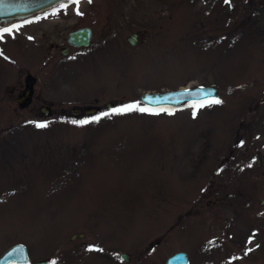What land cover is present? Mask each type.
I'll list each match as a JSON object with an SVG mask.
<instances>
[{"label":"rangeland","instance_id":"1","mask_svg":"<svg viewBox=\"0 0 264 264\" xmlns=\"http://www.w3.org/2000/svg\"><path fill=\"white\" fill-rule=\"evenodd\" d=\"M83 27L90 45L69 46ZM6 28L0 254L23 243L28 264H165L178 251L189 264H264V0H81ZM199 85L222 103L195 117L197 102L71 123Z\"/></svg>","mask_w":264,"mask_h":264},{"label":"water","instance_id":"2","mask_svg":"<svg viewBox=\"0 0 264 264\" xmlns=\"http://www.w3.org/2000/svg\"><path fill=\"white\" fill-rule=\"evenodd\" d=\"M66 0H0V28L7 27L16 22H20L52 9L60 7ZM92 39V30L89 27L75 29L68 33L67 43L71 47H87L90 45ZM127 41L131 45L137 42V32L127 36ZM69 51L65 47L62 55H66ZM35 77L31 76L28 71L24 88L18 92L15 98L16 103L20 107L29 105L33 98L34 87L33 81ZM218 95L217 89L213 86L199 85V86H184L174 90H166L159 92H145L140 95V101H145L146 97H152V101L148 103L149 107L155 109L161 108H177L186 103H194L204 101L205 103L216 98ZM42 112H47L45 108ZM96 111L95 108L83 110L85 115L92 114ZM71 113L75 116L82 113L81 109L74 108ZM83 238L82 234L71 236V240L75 238ZM121 258L127 260L125 254ZM30 262L29 252L23 243H15L7 247L0 254V264H28ZM35 264H48L46 260L37 261ZM165 264H189L188 255L185 252L178 251L168 256Z\"/></svg>","mask_w":264,"mask_h":264},{"label":"snow or ice","instance_id":"3","mask_svg":"<svg viewBox=\"0 0 264 264\" xmlns=\"http://www.w3.org/2000/svg\"><path fill=\"white\" fill-rule=\"evenodd\" d=\"M80 2H81V0H66V2L61 5V8L66 9L69 6V4H75V5L78 6L80 4ZM88 2L91 3L92 0H88ZM229 2H230V0H225V3H229ZM77 14L80 15L82 13H80L77 10ZM15 27H19V26H15ZM12 31H13V29H10V28H6V29H3V30H0V38H3V36L5 34L11 33ZM152 99H153L152 97H146L145 101L150 103L152 101ZM148 103H144V102H141V101L127 103V104H124V105H122L120 107L113 108V109H111L108 112H104L101 115L93 116L90 119L73 120V121H71V123H73V124H75L77 126H85V125H88V124H91V123H98L104 117L111 118V116H113V115H124V114L133 113V112L147 113V114H150V115H159L160 112L163 111V112H168L169 115L173 114V113L169 112L168 109H166V108L155 109V108L149 107ZM220 103H222V101L220 99H212V100L207 102V104L209 106L211 104H220ZM205 106H206V103L204 101H201L198 104L192 105V107L194 109L193 116L195 117L196 110H198L199 108L205 107ZM35 126L37 128H46L48 125L46 123H36ZM249 167H251V165H249ZM89 250H93V249L90 248ZM53 264H54V262H53Z\"/></svg>","mask_w":264,"mask_h":264},{"label":"flooded vegetation","instance_id":"4","mask_svg":"<svg viewBox=\"0 0 264 264\" xmlns=\"http://www.w3.org/2000/svg\"><path fill=\"white\" fill-rule=\"evenodd\" d=\"M67 47H68V46H67ZM64 48H65V47H64ZM64 48H63V49H64ZM68 48H69V47H68ZM63 49H61V51H62ZM61 51H60V52H61Z\"/></svg>","mask_w":264,"mask_h":264}]
</instances>
